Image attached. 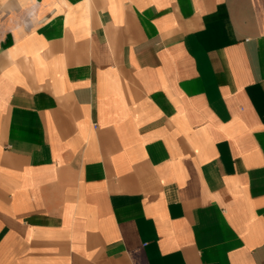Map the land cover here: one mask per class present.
<instances>
[{"label":"crops","instance_id":"crops-1","mask_svg":"<svg viewBox=\"0 0 264 264\" xmlns=\"http://www.w3.org/2000/svg\"><path fill=\"white\" fill-rule=\"evenodd\" d=\"M0 264H264V0H0Z\"/></svg>","mask_w":264,"mask_h":264}]
</instances>
